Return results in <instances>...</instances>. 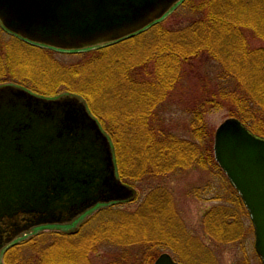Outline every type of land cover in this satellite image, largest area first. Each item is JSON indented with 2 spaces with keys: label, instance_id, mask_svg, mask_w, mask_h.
I'll use <instances>...</instances> for the list:
<instances>
[{
  "label": "trees",
  "instance_id": "trees-1",
  "mask_svg": "<svg viewBox=\"0 0 264 264\" xmlns=\"http://www.w3.org/2000/svg\"><path fill=\"white\" fill-rule=\"evenodd\" d=\"M184 9L192 15L188 23L175 27L164 25L163 19L174 17ZM167 16L145 30L115 43L74 53H98L102 57L91 75L96 79L99 89L104 91L97 93V98L113 112L105 106L93 109L91 98L88 97L87 87L90 82L86 85L84 79L79 82L78 88L69 87L67 91L83 97L108 136L114 148L117 175L121 181L152 184L168 174L204 168L210 163L226 178L213 156L208 153L213 152V149L202 116L209 110L224 106L230 117L238 119L251 133L264 138V47L248 48L249 37L264 41V0H182ZM2 34L17 41L19 44L14 43L17 49L26 44L24 46L30 49L58 52L20 40L0 26L1 38ZM1 49L0 43V58H4L5 48L4 53ZM105 52L108 54L105 55ZM149 63L151 65L148 68L146 66ZM185 68H188V72L184 71ZM185 75L193 76L200 84V92L191 97L193 106L187 110L189 122L184 134L189 138L178 136L164 123L162 116L164 103L169 97L167 93L175 90ZM8 83L13 85L6 86L20 85L24 87L22 89L29 88L40 96L55 95L53 92L47 94L48 89L52 90L53 87L32 86L36 89L33 90L19 77L10 73L0 75V86ZM126 104H131L132 108H126ZM105 114L119 116L120 123H107L102 119ZM124 117L130 120L126 127L122 125ZM164 190L161 185L154 188L152 191L158 192V195L154 193V200L146 199L133 213L116 211L113 213L115 216L107 219L102 214L111 210L114 204L102 207L103 211L84 223L83 230L87 238L83 241H79L83 231L81 229L39 234L33 239L20 241L5 251L4 264H29L30 259L24 255L28 249L24 248L30 244L38 247L37 264L43 263L42 251L45 253L50 248H54V251L51 249L46 254V263L93 264L87 256L98 247L129 244L126 237L133 230L136 232L137 219L144 220L150 233L157 234L159 238L166 228L163 226L164 221L167 225L171 224V228H176L175 222L169 217L170 203ZM231 190L234 189L231 187ZM152 203L157 206L154 207L157 217L150 209ZM218 208L215 207L212 212L217 216V222L210 227L213 226L217 233L218 242L223 243V236L231 242L235 230L231 225L234 222L228 215L229 209L222 206L221 211L217 212L220 210ZM125 213L132 216L125 217L123 221L119 216ZM158 215L162 216L163 221ZM111 219L114 221L113 227H110L112 231L107 233L106 223H110ZM127 222L128 230L123 237L122 230ZM92 227H97V231H93ZM90 229L91 232H87Z\"/></svg>",
  "mask_w": 264,
  "mask_h": 264
},
{
  "label": "water",
  "instance_id": "water-1",
  "mask_svg": "<svg viewBox=\"0 0 264 264\" xmlns=\"http://www.w3.org/2000/svg\"><path fill=\"white\" fill-rule=\"evenodd\" d=\"M180 1L0 0V23L27 42L83 51L144 30ZM213 156L248 213L264 264V139L228 118L215 129ZM132 195L116 176L110 141L78 97L0 87V249ZM153 264L178 263L163 253Z\"/></svg>",
  "mask_w": 264,
  "mask_h": 264
},
{
  "label": "rangeland",
  "instance_id": "rangeland-1",
  "mask_svg": "<svg viewBox=\"0 0 264 264\" xmlns=\"http://www.w3.org/2000/svg\"><path fill=\"white\" fill-rule=\"evenodd\" d=\"M191 19L192 15L189 14L188 11L185 12L184 9L182 13L174 17L167 16L162 21H164L166 27H175L177 25L182 26ZM15 42L19 44L17 41L10 40L7 35L5 36L2 34V38L0 36L1 51L3 53L5 48V57L0 58V75H9L10 73V75L24 80V84L32 89L34 86L40 88L42 86L47 88L53 87L52 90L48 89L47 94L53 92L55 95H43L46 98H54L58 95L65 94L78 97L99 125L96 116L90 112L83 97L67 91L69 87L73 88L75 86L78 88L80 86L78 85L79 82L84 79L83 82H85L86 85L90 82L87 88L89 90L88 97L89 99L91 98L90 102L93 109L95 107L100 108L101 106H105L109 111L113 112L107 105H103L101 99L97 98L96 95L97 93L104 92L102 91L103 89H99L96 79L91 75L93 70L98 67V60L102 59L98 53L92 55L74 53L64 54L38 48L30 49L26 47V44H23L21 48L17 49L14 44ZM258 47H264V41L250 39L249 37L248 48L253 49ZM107 54L108 52H105V55ZM150 65L149 63L146 67L149 68ZM187 69L188 68H185L184 71L188 72ZM198 83L199 82L193 79V76L185 75L184 77L182 76L178 85L175 86V90L167 93L169 97H167V102L164 103L165 108L162 116L164 118V123H167L169 128L178 136H187L189 138L188 135L184 134V129L189 122L187 110L193 106L191 97L200 92V84ZM9 84L10 83L2 84L1 86ZM19 86L20 85L17 87ZM21 87L24 88L23 86H20V88ZM26 91L37 96L41 95L31 91L29 88ZM126 101L127 100H125V102ZM130 105L131 104H126V108L131 109L132 106ZM96 113L98 112L96 111ZM98 114L100 115V113ZM104 117L101 118L106 120L107 123L111 122L115 125L120 123L119 116L105 114ZM202 118L205 127L209 131L208 141L210 146H213L215 129L225 119L232 117H230L227 108L221 106L217 109L207 111ZM124 124V127L127 126L126 124H130L128 117L122 118V125ZM257 136L260 137L258 134ZM111 149L115 163L113 146ZM208 153L213 156V152L208 151ZM122 183L126 184L132 190L134 193L133 197L125 202L114 204L111 210L102 214L103 216L105 215L104 217L109 219L115 216L113 213L116 211H128L133 213L146 199L154 200L158 192L152 190L161 185L166 190H164L165 195L168 196L170 203L168 207L169 217L171 221L175 222L176 228H171V224L167 225L164 221L163 226H166V228L164 233L158 238L157 234L154 235L150 233L149 227L144 224V220L137 219L135 223L136 232L133 230V232H129L130 234L126 237V241L129 244L124 246L109 245L98 247L95 251L88 253L87 256L93 264H153L154 260L162 253H168L176 262L181 264H261L253 248L254 236L248 215L242 203L241 205L238 203L239 200L235 192H233L234 190H231L226 178H224L211 163L204 168L187 169L180 173L168 174L164 179L158 180L152 184L145 182L131 184L123 181ZM222 206L223 208L226 207L229 209L228 215L230 216V220L234 222L231 226L235 229H233V236H235L231 237V242L226 241L227 238L224 236L222 237L223 243L222 241L218 242L216 239L217 233L214 232L213 226L210 227L212 223L216 224L217 222V216L212 213L214 212L213 209H215V207H219L218 209H220ZM154 207L157 208V206H154V203H152L150 209L153 211V215L157 217ZM101 211H103L102 207L80 218L79 221L74 223V231L79 229L83 230L84 223L89 219L92 220V218L97 216ZM220 211L221 209L217 212ZM129 215L130 214L125 213L119 217L124 221L125 217H129ZM159 219L162 220V216H159ZM113 222L114 221L111 219V224L106 223L108 225L106 227L107 233L112 231L110 227H113ZM115 226L116 224L114 227ZM127 226L128 222L126 227L122 230L123 237L126 236L125 231L128 230ZM92 228L93 231H97V227ZM56 232L64 233L65 231L59 230L54 226L39 228L33 231L30 237H24L17 242L33 239V237L39 234L47 235ZM87 232H91V229L87 230ZM85 235L86 232L83 230L80 234L81 239H79V241H83L87 238ZM214 239H216L217 242ZM36 248L38 247L33 246V244L24 248L28 249L24 255L26 258L30 259H28L30 261L29 264H37L35 263L38 257ZM51 249L53 252L54 248L48 249L45 253L42 251V264L46 263V254ZM142 252L144 253L142 254ZM4 262L5 259L3 261L2 255L1 263L4 264Z\"/></svg>",
  "mask_w": 264,
  "mask_h": 264
},
{
  "label": "flooded vegetation",
  "instance_id": "flooded-vegetation-1",
  "mask_svg": "<svg viewBox=\"0 0 264 264\" xmlns=\"http://www.w3.org/2000/svg\"><path fill=\"white\" fill-rule=\"evenodd\" d=\"M25 235H26V234H23L22 236L16 237L14 240H12L10 243L4 245V246L0 249V264H2V263H1V259H2V255H3V253L5 252V250H6L9 246H11L12 244H14L16 241L20 240L21 237H24Z\"/></svg>",
  "mask_w": 264,
  "mask_h": 264
}]
</instances>
